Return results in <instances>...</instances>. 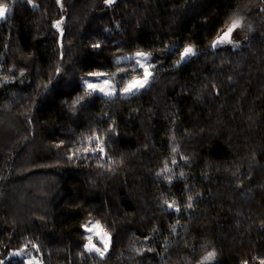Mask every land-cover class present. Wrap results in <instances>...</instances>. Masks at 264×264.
<instances>
[{
  "label": "trees",
  "instance_id": "obj_1",
  "mask_svg": "<svg viewBox=\"0 0 264 264\" xmlns=\"http://www.w3.org/2000/svg\"><path fill=\"white\" fill-rule=\"evenodd\" d=\"M2 2L0 261L261 264L264 0ZM136 52L145 88L85 94L91 73L118 92L141 77L116 63ZM88 220L110 237L103 257L85 250Z\"/></svg>",
  "mask_w": 264,
  "mask_h": 264
},
{
  "label": "snow or ice",
  "instance_id": "obj_2",
  "mask_svg": "<svg viewBox=\"0 0 264 264\" xmlns=\"http://www.w3.org/2000/svg\"><path fill=\"white\" fill-rule=\"evenodd\" d=\"M114 2V0H105L106 4H112ZM11 12V8L8 4L3 3L2 0H0V20H3L6 18V15L8 13ZM239 20H234L232 22V24L228 27L227 31L220 37H218V39L213 43V48L217 47L218 44H220L221 42H224L226 40H228V42L230 41V34L232 33V31L236 28L239 27ZM57 28H59V24L56 25ZM95 47H99V45H94ZM192 55H195L194 50L191 47H185L183 52L180 55V61H184L187 57H190ZM136 57H139L140 59L136 60V63L144 69V73H143V79H139L137 77H133L132 80L128 81L127 84H125V86L123 88L120 89V91L123 94H135L136 92L139 91V89L145 87V85H147L149 83V78L151 77L152 73L149 71V67L150 65L147 64L148 61V54L147 53H143V52H137L135 53ZM127 59V58H125ZM117 64L120 63L119 60L116 61ZM89 75L92 76H96V77H100V76H105L107 75L106 73H91ZM119 83H124V78H121V80L119 81ZM84 84L87 86V89L90 91H86V95H91L93 92L99 91L101 93H103L105 96L111 97L112 95H114L117 91L115 85L113 84V82L110 79H105L103 81H99L97 83H92L89 81H84ZM89 143H91V141L93 139H96L97 143H96V147L91 149L92 151H99L100 153L104 152V147H103V141L102 138H97V137H89ZM82 151L87 152L89 149L84 148L81 149ZM175 151V149H174ZM163 172H167L169 171V169L167 168V166H165V168L162 170ZM159 175V173H158ZM174 205L173 204H169L168 207L172 208ZM190 206V205H189ZM82 228L89 233H93V235H97L99 236L101 243L104 244V249L106 250L108 247V243H109V238H108V233L103 231V227L102 225L99 223V221L93 223L91 221H88L87 223H85L84 225H82ZM93 235H88L85 237V239L87 240V243L85 244V250L86 251H95L97 252L101 257L104 256V251H102L100 248L96 247L93 243ZM35 247V245L33 246ZM21 253H14V255H20ZM215 257V253L214 252H209L204 258L203 261L201 262V264H205V262L211 261L213 258ZM0 264H3V261H0ZM261 264H264V261H261Z\"/></svg>",
  "mask_w": 264,
  "mask_h": 264
},
{
  "label": "rangeland",
  "instance_id": "obj_3",
  "mask_svg": "<svg viewBox=\"0 0 264 264\" xmlns=\"http://www.w3.org/2000/svg\"><path fill=\"white\" fill-rule=\"evenodd\" d=\"M8 15V14H7ZM6 15V16H7ZM4 20V19H3ZM1 21V20H0ZM137 53V52H136ZM125 58H127V59H125ZM128 60V61H131V62H133L134 63V65L135 66H137L138 68H140L142 71H143V73H144V69L143 68H141L137 63H136V60L137 59H140L139 57H136L135 56V53L133 54H129V55H126V56H122V57H119V58H117V60ZM124 60V61H125ZM105 79H108L106 76H100V77H96V76H92V75H88L84 80H83V82H82V85H83V87L84 88H86L87 89V86L84 84V81H89V82H92V83H97V82H99V81H103V80H105ZM139 79H143V75L141 76V77H139ZM150 80H151V77L149 78V82H150ZM149 84V83H148ZM147 84V85H148ZM147 85H145V87L147 86ZM145 87H143V88H145ZM143 88H141V89H143ZM141 89H139V90H141ZM87 91H90V90H88L87 89ZM93 94H97V95H101V96H103V97H106V98H114L115 96H117V95H119V96H124V97H126V96H129V95H131V94H123L121 91H116V93L114 94V95H112L111 97H108V96H105L103 93H101V92H99V91H96V92H93ZM88 221H91V222H93V223H95L94 221H92V220H88ZM88 221H86V223L88 222ZM85 231V230H84ZM85 234H86V236H88V235H93V233H89V232H86L85 231ZM108 238H109V243H108V247H107V249L105 250L104 249V244L103 243H101V240H100V238H99V236H97V235H93V240H92V243L96 246V247H98V248H100L102 251H104V255L105 254H107L108 253V250H109V248H110V237L108 236ZM19 253H21L20 255H17V256H21L22 257V259L25 261V264H42L40 261H39V259H37L34 255H35V253H32V254H30V253H25V252H19ZM93 253L94 254H96V255H98V256H100L97 252H95V251H93ZM26 254H28L29 256H28V258L26 257ZM17 256H13V253L11 254V255H9V257H12V258H14V259H11V258H9V257H7V261L8 260H11V261H17ZM6 261V262H7ZM3 264H6L5 263V260L3 261Z\"/></svg>",
  "mask_w": 264,
  "mask_h": 264
}]
</instances>
